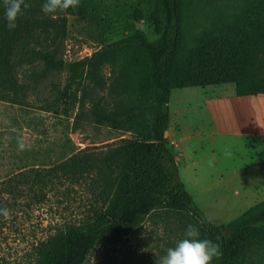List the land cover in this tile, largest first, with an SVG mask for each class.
<instances>
[{"label": "trees", "instance_id": "trees-1", "mask_svg": "<svg viewBox=\"0 0 264 264\" xmlns=\"http://www.w3.org/2000/svg\"><path fill=\"white\" fill-rule=\"evenodd\" d=\"M44 2L26 0L30 7L9 30L0 0V100L32 107L30 97L39 96L46 112L75 111L73 130L106 127L113 140L0 181V209L8 211L22 197L28 206L51 194L67 202L80 188L90 197L77 223L35 245L32 264H86L98 246L121 241L160 210L193 219L199 239L220 245L211 264H264V256L253 259L264 248V202L226 224L205 220L166 136L173 89L233 83L239 96L264 95V0H245L240 13L212 12L210 25L193 35L186 0H155V38L137 29L72 61L64 51L73 8L45 15ZM145 15L133 13L137 21ZM59 73L67 75L64 85L48 84ZM48 85L53 96L42 95Z\"/></svg>", "mask_w": 264, "mask_h": 264}, {"label": "rangeland", "instance_id": "rangeland-1", "mask_svg": "<svg viewBox=\"0 0 264 264\" xmlns=\"http://www.w3.org/2000/svg\"><path fill=\"white\" fill-rule=\"evenodd\" d=\"M186 1L188 35L209 26L212 12L240 13L245 2ZM154 3L155 0H80L79 6L68 14L65 59L72 61L91 55L100 46L137 29L155 38V22L150 16ZM136 9L144 10V19L134 18ZM66 76L55 74L48 84L62 86ZM52 87L48 85L42 95L53 96L57 90ZM218 87L172 90L169 125L172 136L167 135V139L175 149L180 175L196 206L220 225L236 220L264 202V152L251 138L215 133V115L208 105H213L211 96ZM30 99L32 107L0 100V181L28 168L52 166L76 149L113 140L106 127L97 132L87 124L73 130L75 111L69 117L55 115L40 108L43 102L39 96ZM19 141L25 144L23 149ZM183 152L189 155L181 157ZM78 191L67 202L51 194L47 203L31 206L22 197L20 203L9 209V215L0 219V264H32V253L40 240L54 234L63 223H77L90 198L86 189ZM189 224L195 226V221L174 211H157L121 241L98 246L86 264H159L167 249L185 238ZM261 251H255L254 260L264 256L263 247Z\"/></svg>", "mask_w": 264, "mask_h": 264}, {"label": "crops", "instance_id": "crops-1", "mask_svg": "<svg viewBox=\"0 0 264 264\" xmlns=\"http://www.w3.org/2000/svg\"><path fill=\"white\" fill-rule=\"evenodd\" d=\"M208 86H219L218 89H213V105H208L211 111L213 107L215 133L251 138L259 146V150L264 152V95L239 96L233 83ZM167 135L172 136L170 127ZM187 155L189 153L183 152L181 157Z\"/></svg>", "mask_w": 264, "mask_h": 264}, {"label": "clouds", "instance_id": "clouds-1", "mask_svg": "<svg viewBox=\"0 0 264 264\" xmlns=\"http://www.w3.org/2000/svg\"><path fill=\"white\" fill-rule=\"evenodd\" d=\"M80 0H45L41 11L45 15L54 16L69 8H77ZM30 5L26 0H3L4 15L9 30L17 27V20ZM21 149L25 147L23 141H19ZM211 164V161L209 162ZM0 214L7 217L9 211L0 209ZM205 220L211 222L207 217ZM185 238L178 241L174 247L167 249L166 254L159 259V264H211L213 258H219L220 245L209 239H199L200 232L197 227L189 224L184 233Z\"/></svg>", "mask_w": 264, "mask_h": 264}]
</instances>
